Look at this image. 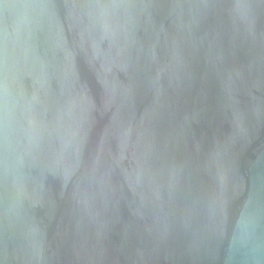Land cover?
Segmentation results:
<instances>
[{
    "label": "water",
    "instance_id": "obj_1",
    "mask_svg": "<svg viewBox=\"0 0 264 264\" xmlns=\"http://www.w3.org/2000/svg\"><path fill=\"white\" fill-rule=\"evenodd\" d=\"M0 264H264V0H0Z\"/></svg>",
    "mask_w": 264,
    "mask_h": 264
}]
</instances>
